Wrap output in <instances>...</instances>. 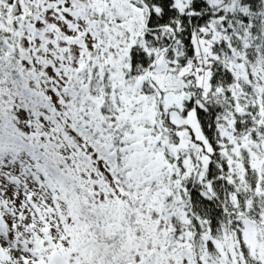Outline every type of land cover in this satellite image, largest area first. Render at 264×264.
Wrapping results in <instances>:
<instances>
[{
    "label": "snow or ice",
    "instance_id": "6c2138e0",
    "mask_svg": "<svg viewBox=\"0 0 264 264\" xmlns=\"http://www.w3.org/2000/svg\"><path fill=\"white\" fill-rule=\"evenodd\" d=\"M0 264H264V0H0Z\"/></svg>",
    "mask_w": 264,
    "mask_h": 264
}]
</instances>
